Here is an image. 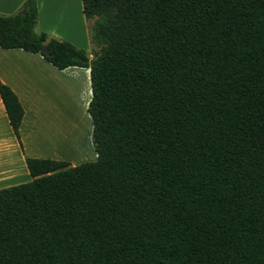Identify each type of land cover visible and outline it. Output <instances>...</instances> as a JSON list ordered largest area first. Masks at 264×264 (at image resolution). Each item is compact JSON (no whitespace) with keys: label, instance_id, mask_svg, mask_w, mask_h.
I'll return each mask as SVG.
<instances>
[{"label":"trees","instance_id":"trees-1","mask_svg":"<svg viewBox=\"0 0 264 264\" xmlns=\"http://www.w3.org/2000/svg\"><path fill=\"white\" fill-rule=\"evenodd\" d=\"M81 4L93 60L34 32L36 0L0 15V48L89 69L96 154L25 159L0 264H264V0Z\"/></svg>","mask_w":264,"mask_h":264},{"label":"crops","instance_id":"crops-1","mask_svg":"<svg viewBox=\"0 0 264 264\" xmlns=\"http://www.w3.org/2000/svg\"><path fill=\"white\" fill-rule=\"evenodd\" d=\"M25 1L0 0V15L10 16L18 13ZM36 5L37 21L34 27L36 34L44 33L48 38L71 43L76 48L85 51L90 60L95 58L100 46L95 43L92 36L94 19L85 17L81 0H36ZM80 42H83V49L79 47ZM19 54L25 55L24 61L16 56ZM26 60H35L50 65L38 54L21 49L0 48V189L30 180L25 164V159L28 157L67 162L69 158L65 159L56 155L57 148L52 146L50 138L52 132L56 135L65 132L66 144H69L70 140L77 135L79 122L75 115L77 112H69L72 105H75L88 121L90 119L87 113L91 99L89 69L68 67L59 71L51 66L59 75H64L63 79H57V82L70 87L73 92L72 102L68 108L66 107V111H63L58 104V99L59 101L64 100L56 90L55 101L53 97L49 98L42 112L40 111L41 114L35 116L37 117L36 123L32 121L28 125V113L21 95V88L28 77L34 81V84L41 81V77L35 69L27 67ZM78 79L87 82L88 93L85 87L84 89L78 87ZM6 94H13L14 98H7ZM91 132L92 124L87 133L90 139Z\"/></svg>","mask_w":264,"mask_h":264},{"label":"rangeland","instance_id":"rangeland-1","mask_svg":"<svg viewBox=\"0 0 264 264\" xmlns=\"http://www.w3.org/2000/svg\"><path fill=\"white\" fill-rule=\"evenodd\" d=\"M80 43V45L78 44L79 47H84L82 46L83 42ZM16 56H19L22 59L21 61H24L25 55L19 54ZM26 63L28 68L32 67L33 69H35L39 77H41V81H38L37 84H34V81L30 80V78L28 77L26 83L21 88V95L24 98V103L26 105L28 113V125H30L32 121L36 123L37 117L35 118V116L41 114V110H43L42 108L49 98L51 99L53 97L55 101L56 90L58 91L59 96L62 97V100H64L59 101L58 99V104L63 109V111H66V107L68 108V106H70V102H72L71 98L73 92L67 85L63 86V84L57 82V79L62 80L64 75H59V73L55 69H53L51 65H48L46 63L42 64L39 61L35 60H26ZM78 82V87H80L81 89H84L85 87L86 93H88L89 89L87 86V82L83 81V79H78ZM58 86H61L62 88H57ZM72 106L73 107L69 108V112H77L75 113V115L77 116L79 122L77 135L70 140L69 144H66L67 140L65 139V137L67 135L65 134V132L60 135L59 133L58 135H56L55 132H52L53 134L50 138V140L52 141V146L57 148V151L55 152L56 155L58 157H64L65 159L69 158L67 159V162H69L71 165L94 161L96 158L94 157L95 152L93 150L91 139L87 137L88 130L91 127V121L90 119L88 121L86 116L82 115L75 105ZM29 129H31L30 126Z\"/></svg>","mask_w":264,"mask_h":264},{"label":"water","instance_id":"water-1","mask_svg":"<svg viewBox=\"0 0 264 264\" xmlns=\"http://www.w3.org/2000/svg\"><path fill=\"white\" fill-rule=\"evenodd\" d=\"M43 51H46L45 48L42 49Z\"/></svg>","mask_w":264,"mask_h":264}]
</instances>
